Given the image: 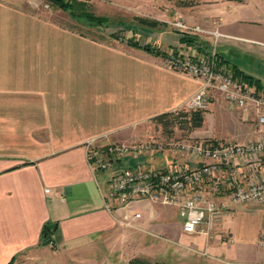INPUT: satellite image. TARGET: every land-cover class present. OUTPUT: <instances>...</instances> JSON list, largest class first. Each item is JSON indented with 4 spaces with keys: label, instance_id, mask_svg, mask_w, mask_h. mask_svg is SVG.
Instances as JSON below:
<instances>
[{
    "label": "crops",
    "instance_id": "1",
    "mask_svg": "<svg viewBox=\"0 0 264 264\" xmlns=\"http://www.w3.org/2000/svg\"><path fill=\"white\" fill-rule=\"evenodd\" d=\"M43 1L0 0V264L19 259L25 264H133L140 258L154 264H264V249L257 246L264 232L261 208L237 207L196 234L184 233L173 206L138 201L106 210L108 181L122 163L107 172L93 171L85 144L94 139L102 145L139 142L155 117L181 109L201 82L147 51L129 55L141 70L132 88H68L59 76L54 81V66L61 72L75 63L85 70L86 62L76 59L79 54L106 52L68 47V62L61 68L60 28L45 20ZM209 7L211 16L205 19L216 24L201 27L222 34L217 53L223 66L264 91V0H228ZM174 35L161 36L163 44L185 53L214 43L203 36L196 48L186 47L181 35ZM64 90L70 95L66 102L60 99ZM208 111L215 136L203 140L253 139L251 108L231 107L215 93ZM226 120L234 122L236 131L226 132ZM174 158L165 153L126 159L145 162L136 167L166 168ZM49 238L52 243L44 245Z\"/></svg>",
    "mask_w": 264,
    "mask_h": 264
},
{
    "label": "built area",
    "instance_id": "2",
    "mask_svg": "<svg viewBox=\"0 0 264 264\" xmlns=\"http://www.w3.org/2000/svg\"><path fill=\"white\" fill-rule=\"evenodd\" d=\"M175 26L184 34L209 36L214 40L211 47L202 46L194 53L172 51L165 56L172 70L201 82L199 90L184 105L185 109L206 112L214 94L218 93L231 107L251 108L255 116L253 139L246 143L220 144L195 140L165 146L150 141L102 145L94 139L85 148L89 165L95 172H107L129 157L168 151L181 158L183 165L178 160L166 168L135 167L113 172L103 198L109 212L114 206L126 208L138 201L176 207L183 219L184 233L196 234L205 225L220 223L239 206L264 210V91L249 86L223 66L217 53L222 36L218 30L188 26L180 21ZM257 246L264 249V232Z\"/></svg>",
    "mask_w": 264,
    "mask_h": 264
},
{
    "label": "rangeland",
    "instance_id": "3",
    "mask_svg": "<svg viewBox=\"0 0 264 264\" xmlns=\"http://www.w3.org/2000/svg\"><path fill=\"white\" fill-rule=\"evenodd\" d=\"M79 1L84 2L85 11L91 13L96 18H103L106 20V23L98 25L95 21L88 22L85 19L76 21L70 17L67 11L61 10L47 3L45 0L43 1L44 6L42 8L45 20L54 21L60 28L61 68H64V63L68 62L66 60L68 47L77 50L76 52L85 51L87 47L92 48V53L106 52L102 55L84 53L85 55L82 57L79 54L76 59L86 62L87 68L85 70L78 69L75 63H73L72 69H65L61 72L57 70V65L54 66L52 68L54 81L59 76V82L64 79L68 84V88H132L136 78L141 75V70L134 62L135 58H131L129 55L142 54L145 51L144 47H148L154 51L159 50L166 55L172 51L185 54V50L178 47H167L163 44L162 41L164 40L161 36H172L175 34L174 37L177 39V34H179L183 40L194 41V39L198 38L200 40L199 36L184 34L175 24L179 21L188 26H207L209 23L216 24L209 17V19H205L207 15H210L206 12V9L210 8L209 6L215 4V2L224 3L228 0ZM238 1L242 3H257L258 0ZM181 43L186 47L196 48V45H199L185 41H181ZM130 44H136L138 48L132 47ZM77 64L83 66L84 63L78 61ZM166 65L169 67L167 63ZM63 93L64 98L60 99H64L66 102L70 98V95H68L69 91L64 90ZM65 102L64 107L66 106ZM178 112L190 113L184 106ZM208 112L210 113V111ZM206 117V114H204V124L202 127L194 130L190 129V125H187V118L185 117H181L174 125L165 127L151 121L147 133L141 135L138 140L139 142L136 143L150 141L165 146L171 143L213 138L215 135L209 131L211 129L208 127ZM234 125V122L226 120V132L236 131ZM229 136L233 137L232 134H229ZM167 153L169 152L167 151ZM161 154H165V152ZM174 159V161L180 160V162L184 163L181 158L175 157ZM130 161L131 159L121 160L122 164H120V168H134L140 163H145L140 159L131 163ZM151 163L152 165H156V162ZM139 260H144L146 264H154L149 261L147 262L146 259L140 258ZM16 264L25 263L22 262V259H19Z\"/></svg>",
    "mask_w": 264,
    "mask_h": 264
},
{
    "label": "trees",
    "instance_id": "4",
    "mask_svg": "<svg viewBox=\"0 0 264 264\" xmlns=\"http://www.w3.org/2000/svg\"><path fill=\"white\" fill-rule=\"evenodd\" d=\"M47 3L61 9L64 11H67L70 15V17L76 21L80 20H87L88 22L95 21L98 25H102L106 23V20L103 18H96L94 15L91 13L87 12L84 10V2H80L79 0H45ZM182 42H192L193 44H198V40L194 39L193 40H183L181 39ZM132 47L138 48L136 44H130ZM145 51L152 53L153 55L155 54L156 56H162L165 57L166 54L158 51H154L153 49H150L148 47L143 48ZM249 79V78H248ZM243 80L247 81L246 78H243ZM204 114L205 112L202 111H195V112H190V113H182V112H170V113H165L160 116H157L153 119L154 122L157 124H161L162 126H168V125H174L181 117L187 118V125H190V129L194 130L197 128L202 127L204 124ZM46 228L43 230V235H45V238H48V235L46 234ZM133 264H143L142 261L140 260H134ZM156 264H164V263H156Z\"/></svg>",
    "mask_w": 264,
    "mask_h": 264
},
{
    "label": "water",
    "instance_id": "5",
    "mask_svg": "<svg viewBox=\"0 0 264 264\" xmlns=\"http://www.w3.org/2000/svg\"><path fill=\"white\" fill-rule=\"evenodd\" d=\"M52 239L51 238H49L46 242H45V244L44 245H49V244H51L52 243Z\"/></svg>",
    "mask_w": 264,
    "mask_h": 264
}]
</instances>
